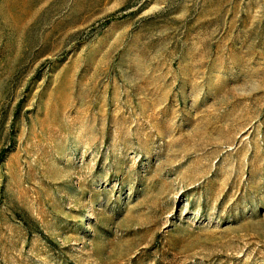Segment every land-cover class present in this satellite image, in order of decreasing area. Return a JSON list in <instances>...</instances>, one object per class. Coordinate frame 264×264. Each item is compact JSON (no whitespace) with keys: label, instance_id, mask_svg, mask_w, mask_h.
<instances>
[{"label":"rangeland","instance_id":"1","mask_svg":"<svg viewBox=\"0 0 264 264\" xmlns=\"http://www.w3.org/2000/svg\"><path fill=\"white\" fill-rule=\"evenodd\" d=\"M0 264H264V0H0Z\"/></svg>","mask_w":264,"mask_h":264}]
</instances>
